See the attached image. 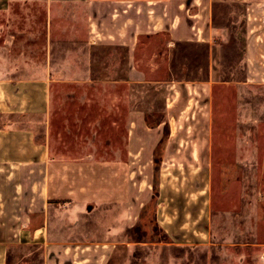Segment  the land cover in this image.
Returning a JSON list of instances; mask_svg holds the SVG:
<instances>
[{"label": "rangeland", "instance_id": "obj_1", "mask_svg": "<svg viewBox=\"0 0 264 264\" xmlns=\"http://www.w3.org/2000/svg\"><path fill=\"white\" fill-rule=\"evenodd\" d=\"M197 2L181 18L191 34L175 39L148 19L88 27L82 6L47 21V2L17 0L28 33L12 43L0 14L2 57L41 62L48 48L56 79L89 71L50 83L46 121L10 123L48 145V232L110 245L105 264H264V81L247 82L243 64L249 35L264 47V0ZM11 179L1 199L22 214ZM31 216L32 232L44 220ZM29 240L12 243L7 264H44Z\"/></svg>", "mask_w": 264, "mask_h": 264}, {"label": "crops", "instance_id": "obj_2", "mask_svg": "<svg viewBox=\"0 0 264 264\" xmlns=\"http://www.w3.org/2000/svg\"><path fill=\"white\" fill-rule=\"evenodd\" d=\"M17 0H0V14L6 13L10 30L12 33V43H17L27 32L24 26V14L22 11L14 13L11 3ZM47 5V21L51 10L63 5H73V8H86L85 16L92 24L99 22L119 23H152L151 27H164L173 39L181 33L191 34V26L182 28L181 18L189 17L190 9L187 7V0H44ZM201 2H242L248 4L251 0H198ZM197 0H193L196 3ZM211 2V3H210ZM198 3V2H197ZM196 5V4H191ZM250 6V5H249ZM51 9V10H50ZM198 16V15H195ZM131 18H136L131 20ZM185 23V22H184ZM96 26V25H95ZM45 32L47 38L50 33V23H46ZM184 29V30H183ZM49 31V33H48ZM91 32H97L94 28ZM214 33L218 31L214 30ZM249 33H253L249 30ZM221 35V34H219ZM255 36L249 35L245 47V57L243 64L248 66V81H264L263 71L254 73L250 66H264V47L255 46ZM264 40V38H263ZM264 42V41H263ZM93 43V42H92ZM46 59L41 62L33 59L31 55H24L17 60L6 59L0 53V183L1 178L14 180L13 185L18 200V207L24 209L22 214L6 212L9 206L0 184V264H7L8 249L13 242L29 238L32 243L41 246L43 249L44 264H105L110 255V245L98 243H83L74 237L66 235L54 236L48 232V162L49 149L47 143L37 141L36 134L32 127L13 126L12 122L16 118L28 119L27 122L41 118L46 121L49 114L50 83L52 81H77L89 77L88 72L73 69L71 72H63L62 75L71 76V79L61 77L56 79L50 65V54L46 52ZM79 61V60H78ZM40 66L37 68L25 67L6 69L4 64L10 66ZM67 63V62H66ZM65 63V64H66ZM81 63V61H80ZM88 65V62H87ZM86 75V76H85ZM254 75H257L256 77ZM11 120V121H10ZM33 166L41 168L33 169ZM40 177V181L33 178ZM11 179V180H12ZM2 189V191H1ZM39 205L38 210H33ZM7 207V208H6ZM13 208H15L13 206ZM11 209V208H10ZM26 212V213H25ZM39 213L44 222L33 231L27 229L32 223L31 213ZM26 214V215H25ZM34 217V216H33ZM31 218V219H30ZM18 219L20 222H18ZM11 222L21 224L18 232L3 231L2 226ZM44 226V227H43ZM10 233V234H9ZM14 233V235H12ZM18 233V236H17ZM11 235V236H10ZM16 237V238H14ZM15 239V240H14ZM14 240V241H13Z\"/></svg>", "mask_w": 264, "mask_h": 264}]
</instances>
